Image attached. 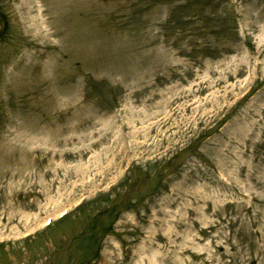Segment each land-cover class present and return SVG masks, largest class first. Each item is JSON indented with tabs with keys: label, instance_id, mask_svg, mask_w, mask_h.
I'll use <instances>...</instances> for the list:
<instances>
[{
	"label": "rangeland",
	"instance_id": "1",
	"mask_svg": "<svg viewBox=\"0 0 264 264\" xmlns=\"http://www.w3.org/2000/svg\"><path fill=\"white\" fill-rule=\"evenodd\" d=\"M0 15V264H264V0Z\"/></svg>",
	"mask_w": 264,
	"mask_h": 264
}]
</instances>
